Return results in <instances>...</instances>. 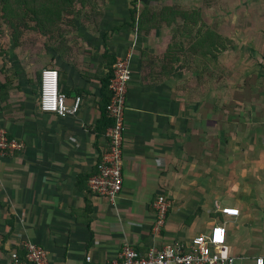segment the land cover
<instances>
[{
  "label": "crops",
  "instance_id": "0c3cea01",
  "mask_svg": "<svg viewBox=\"0 0 264 264\" xmlns=\"http://www.w3.org/2000/svg\"><path fill=\"white\" fill-rule=\"evenodd\" d=\"M97 4L99 20L79 3L62 39L34 34V49L0 37V125L25 143L0 155V264H12L13 251L23 258L28 241L48 251L50 264L107 263L126 245L146 252L190 243L216 223L227 227L235 264H255L264 256V23L257 15L240 27L233 67L229 35L220 34L218 49L214 35L198 44L199 27L207 35L214 18L192 15L182 32L180 14L198 0H137L135 15L133 0ZM118 57L130 59L133 76L123 188L110 199L88 179L109 140L98 124L100 78ZM45 67L59 70L69 103L82 97L76 114L41 110ZM159 195L171 206L155 233ZM224 206L240 214L227 216Z\"/></svg>",
  "mask_w": 264,
  "mask_h": 264
},
{
  "label": "built area",
  "instance_id": "2783aa9c",
  "mask_svg": "<svg viewBox=\"0 0 264 264\" xmlns=\"http://www.w3.org/2000/svg\"><path fill=\"white\" fill-rule=\"evenodd\" d=\"M133 71L130 59L118 57L114 64L113 77L109 88L112 96L107 105L108 115L113 124L107 129L108 148L102 153L88 184L94 192L115 199L122 191L123 176V145L125 132V112L127 93ZM82 104V97L76 96L71 103L60 87V73L55 67H45L41 72L40 108L42 111L53 112L59 116L76 114ZM25 148L24 141L10 135L7 128L0 125V155H11ZM170 200L159 195L154 201L156 213L154 231L159 233L165 224ZM221 212L227 216H238L240 209L224 206ZM24 257L13 251L12 264H50L48 251L34 242L23 245ZM236 256L229 251L227 243V227L224 223L214 224L207 233L198 234L190 243L174 242L161 248H151L146 252L126 245L119 256L107 263H96L87 257L80 264H235ZM255 264H264V256L255 257Z\"/></svg>",
  "mask_w": 264,
  "mask_h": 264
},
{
  "label": "trees",
  "instance_id": "16d2710c",
  "mask_svg": "<svg viewBox=\"0 0 264 264\" xmlns=\"http://www.w3.org/2000/svg\"><path fill=\"white\" fill-rule=\"evenodd\" d=\"M97 1L98 0H0V37L2 38L4 36L3 26H5V29L10 34L16 46H30L28 45L29 43H34V34L50 33L52 36L56 37V35H58L62 39L61 24L64 22L65 18L80 12L81 8L79 7V3H81L82 6L87 5L90 7L95 20L101 18L103 11L99 8ZM136 2L137 0H133L135 6L133 9L134 15L136 12ZM180 15L185 20V23L182 25V32L187 35L189 31L188 21L193 14L190 11H182ZM198 16L201 15L198 14ZM198 31L199 46L205 43L207 37H211L212 39L211 35H214V46L215 49H218L220 40L223 38L222 35L216 33L214 29H209L206 35V32H203L202 25L199 27ZM32 49H34V47H32ZM109 69L110 71L107 75L100 78L102 82V98L100 100L101 117L98 124L100 123L104 125V127H109L113 124V119L108 115L107 105L112 96L109 84L113 77L114 65L110 64Z\"/></svg>",
  "mask_w": 264,
  "mask_h": 264
},
{
  "label": "rangeland",
  "instance_id": "374dc122",
  "mask_svg": "<svg viewBox=\"0 0 264 264\" xmlns=\"http://www.w3.org/2000/svg\"><path fill=\"white\" fill-rule=\"evenodd\" d=\"M192 14L193 15L200 14L205 18H208V16L210 18H214V20H216L214 23V31L219 35L222 32H224L225 35H229L231 40L229 38L228 39L231 41L230 46L233 49L230 58L233 57L235 58L232 59V66H233L238 64V55L236 51L238 50V43H239L238 33L240 32V27L243 28V24L248 22L247 20L249 18L252 19L256 18L255 16L257 15H258L257 17L260 19V22L264 23V0H198L197 9L196 10L193 9ZM219 18L222 19V23L220 22V24L217 23ZM224 22L225 24L226 22L228 23L225 25ZM259 26L260 28L261 27L264 28V24ZM3 27H4V36H3L4 39H11L10 34L5 29V26ZM203 28H204L203 31H205L206 26L204 25ZM28 45L30 46L27 47L30 48L34 47L31 46L34 45V43H29ZM218 71H216V73L220 75ZM228 79L229 80L237 79V75H235V71L232 70L231 72H229Z\"/></svg>",
  "mask_w": 264,
  "mask_h": 264
}]
</instances>
